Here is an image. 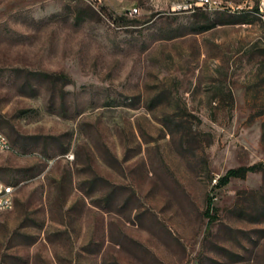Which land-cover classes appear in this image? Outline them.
<instances>
[{
  "label": "rangeland",
  "instance_id": "374dc122",
  "mask_svg": "<svg viewBox=\"0 0 264 264\" xmlns=\"http://www.w3.org/2000/svg\"><path fill=\"white\" fill-rule=\"evenodd\" d=\"M190 1L0 0V264H264V7Z\"/></svg>",
  "mask_w": 264,
  "mask_h": 264
},
{
  "label": "built area",
  "instance_id": "2783aa9c",
  "mask_svg": "<svg viewBox=\"0 0 264 264\" xmlns=\"http://www.w3.org/2000/svg\"><path fill=\"white\" fill-rule=\"evenodd\" d=\"M221 5V2L217 0H191L189 3L178 6L179 11H196L199 9H213ZM262 6L264 7V0H262ZM175 11V9H174ZM128 15L136 16L139 13V8L134 7L128 10ZM12 145L9 140L0 132V151L12 150ZM17 185L6 183L0 180V212L7 211L13 208L15 192Z\"/></svg>",
  "mask_w": 264,
  "mask_h": 264
},
{
  "label": "trees",
  "instance_id": "16d2710c",
  "mask_svg": "<svg viewBox=\"0 0 264 264\" xmlns=\"http://www.w3.org/2000/svg\"><path fill=\"white\" fill-rule=\"evenodd\" d=\"M262 163H255L248 166H239L236 168H231L226 171V173L217 179L216 187H223L227 185L233 178H245L248 173H254L262 170ZM213 196H208L207 198V214L210 216L211 220L214 219V215L210 214V210L214 209L213 206Z\"/></svg>",
  "mask_w": 264,
  "mask_h": 264
},
{
  "label": "bare ground",
  "instance_id": "6f19581e",
  "mask_svg": "<svg viewBox=\"0 0 264 264\" xmlns=\"http://www.w3.org/2000/svg\"><path fill=\"white\" fill-rule=\"evenodd\" d=\"M186 4V3H185Z\"/></svg>",
  "mask_w": 264,
  "mask_h": 264
}]
</instances>
